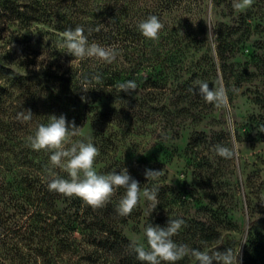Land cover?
<instances>
[{"label": "trees", "instance_id": "16d2710c", "mask_svg": "<svg viewBox=\"0 0 264 264\" xmlns=\"http://www.w3.org/2000/svg\"><path fill=\"white\" fill-rule=\"evenodd\" d=\"M182 1L4 2L14 8L23 27L35 24L36 43L47 48L49 55L40 62L39 70L36 67L29 70L34 59L24 50L20 55L22 65L28 70L24 74H18L10 65L0 63V75L23 90L21 98L25 104L19 109V106L9 105L13 121L6 122L0 118V131L8 128L5 135L0 134V264H30L39 256L47 264L63 261L71 264H141L129 249L132 240L121 230L129 222L140 221L143 215L141 203L128 217H120L115 208L124 194L123 188L117 190L110 203L97 210L86 206L78 198L49 192L45 178L50 154L31 150L26 137L25 141H20L24 137L14 132L23 128L24 123L16 116L28 104L31 112L33 110L35 130L39 124H47L51 115L59 117L63 114L69 122L74 121L80 131L90 124L94 128L92 141L100 150L95 165L110 161L118 149L117 130H125L133 120L131 110L134 102L140 101L141 109H148L150 113L154 110V103L168 105L167 99H174L177 103L179 100L187 102L192 96L189 91L182 93L176 83L184 68L181 52L190 47L194 51L203 48L209 33L208 25L200 17L191 20L184 16L191 11L180 7ZM172 14L175 17L169 23L168 17ZM150 15L158 16L164 24L157 42L144 38L137 28L138 23ZM77 26L84 28L89 43L118 45L121 55L114 63L104 64L94 59L81 61L65 53V49L60 47V34ZM214 33L220 52H224L230 33L223 28ZM41 52L37 51V56ZM62 61L72 63L63 68ZM142 70L149 71L150 75H141ZM96 74L101 79L92 80L87 85L88 91H82L81 80L84 77L91 79ZM128 80L136 81L137 90L131 94L119 92L116 86ZM137 93L141 98L135 97ZM162 108L167 109L168 106ZM74 139L85 137L81 134ZM20 143H23V148L17 150ZM123 168L139 181L141 190L150 186L143 165L121 164L113 170L119 174ZM54 171L67 178L61 169ZM158 199L160 203L164 202V207L169 205L164 192H159ZM172 212L168 210L167 213ZM173 218L186 221V226L173 237L176 243L200 249L219 243L218 228L222 220L217 212L209 216L210 221L188 219L184 212L176 213ZM141 242L146 243L145 238ZM216 247L222 248L220 245ZM192 259L185 257L177 264H197Z\"/></svg>", "mask_w": 264, "mask_h": 264}, {"label": "rangeland", "instance_id": "374dc122", "mask_svg": "<svg viewBox=\"0 0 264 264\" xmlns=\"http://www.w3.org/2000/svg\"><path fill=\"white\" fill-rule=\"evenodd\" d=\"M5 1L0 0V63L24 74L28 71L20 58L24 50L34 59L29 70L39 67L49 53L36 43L35 24L23 27L14 8ZM179 5L191 11L184 16L191 20L200 17L208 25L209 34L200 50H182L184 68L176 82L178 88L182 93L188 92L198 79L207 81L210 89L223 84L228 90V107L217 108L191 91L187 102L167 99L168 105L154 103L150 113L141 109L140 101L134 102L132 122L125 124V130H117L116 153L110 161L95 167L101 174L121 164H141L143 169L163 171L157 182L148 184L151 187L158 183L159 192L166 194L169 205L164 207V202L159 201L152 211L142 198L140 221L121 227L131 240L144 241L143 230L148 223L164 227L169 216L176 213L184 212L188 219L210 221L209 216L217 212L222 220L218 228L220 240L208 248L220 252L232 248L239 252L240 264H264V132H259L264 125V0H255L251 8L241 13L232 8V0H183ZM174 17L169 15V23ZM221 28L230 33L224 52H220L214 33ZM37 51L42 52L37 56ZM71 63L62 61L61 65L68 68ZM140 73L150 75L149 71ZM22 93V89L0 75V118L6 122L14 120L8 107L19 109L25 105ZM135 97L141 95L137 93ZM24 109L30 106L27 104ZM34 123L32 117L14 132L24 137L20 141L34 134ZM7 130L0 131L1 136ZM81 134L93 137L94 128L88 124ZM217 144L231 149L233 157L218 156L213 149ZM18 145L21 148L17 150L23 148V143ZM168 210L174 212L168 214ZM30 264L47 263L39 256Z\"/></svg>", "mask_w": 264, "mask_h": 264}, {"label": "clouds", "instance_id": "9594fccd", "mask_svg": "<svg viewBox=\"0 0 264 264\" xmlns=\"http://www.w3.org/2000/svg\"><path fill=\"white\" fill-rule=\"evenodd\" d=\"M254 3L255 0H232V8L237 13H241L251 8ZM137 28L144 38L157 42L164 24L158 16L150 15L139 22ZM84 32L83 27L77 26L75 29H66L60 34V47L65 49V53L81 61L94 59L104 64L114 63L121 55L122 50L118 45L103 46L96 42L89 43ZM100 79L99 74L93 75L91 79L84 77L81 80L82 91L87 92V85L92 80ZM116 87L119 92L131 94L137 90L138 86L135 80H128ZM189 91L198 94L206 103L217 108L228 107V90L223 84L210 89L207 81L198 79L193 81ZM81 99L86 98L81 97ZM32 117L31 110L26 109L17 113L16 119L21 123H28ZM80 129L74 121L69 122L63 114L59 117L51 115L48 117L47 124H39L34 134L27 137V146L32 150L50 154L45 178L47 190L64 197L78 198L86 206L97 210L110 203L117 190L123 188L124 194L115 208L117 215L120 217L131 215L142 198L148 202L153 211L159 205L158 183H153L151 187L141 190L139 181L134 179L126 168H123L119 174L116 170L106 174L99 173L95 162L100 155V150L93 143L91 136L85 139H74L81 135ZM259 132H264V125L259 127ZM213 149L224 159H231L234 154L231 149L222 144L214 145ZM56 168L65 172L67 178L58 175L54 171ZM144 175L147 181L157 182L163 175V171L145 169ZM185 226L186 221L183 218L170 216L164 227L148 223L143 230L146 243L134 239L130 242L129 249L141 264H177L178 261L189 256L194 258L197 264H214V262L215 264H240L239 252H234L232 248L220 252L206 245L201 250L190 248L187 244L176 243L173 237L177 236Z\"/></svg>", "mask_w": 264, "mask_h": 264}]
</instances>
